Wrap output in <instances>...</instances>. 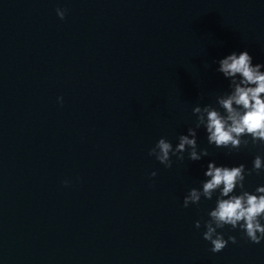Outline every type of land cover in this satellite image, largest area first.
I'll return each mask as SVG.
<instances>
[{
  "label": "water",
  "instance_id": "1",
  "mask_svg": "<svg viewBox=\"0 0 264 264\" xmlns=\"http://www.w3.org/2000/svg\"><path fill=\"white\" fill-rule=\"evenodd\" d=\"M244 50L264 64V0H0V264H264L230 226L209 250L215 195L183 207L210 161L251 168L264 147L227 155L202 127L209 156L148 155L229 91L217 61Z\"/></svg>",
  "mask_w": 264,
  "mask_h": 264
},
{
  "label": "clouds",
  "instance_id": "2",
  "mask_svg": "<svg viewBox=\"0 0 264 264\" xmlns=\"http://www.w3.org/2000/svg\"><path fill=\"white\" fill-rule=\"evenodd\" d=\"M57 16L63 20L66 9L57 8ZM253 58L247 50L233 52L217 61V72L229 81V91L216 96V104H197L192 109L196 117L194 126L187 128V134L178 137L173 144L161 137L149 150L148 155L165 168L173 166L172 157L184 161L185 153L190 161H199L210 155L207 147L198 145V130L202 127L207 134V143L216 148L227 149V155L239 152L251 146L264 147V64H253ZM63 103V97H58ZM200 99H204L201 92ZM264 173V155L257 154L252 167L244 163L238 166H217L210 161L204 172L205 179L201 187L191 188L183 198V207L199 205L201 199L212 200L215 195V207L208 211V219L203 221V239L211 245L212 253L221 252L229 242L237 243L233 235L218 231L230 226L239 229L244 237L254 244L264 241V185L250 192L245 188L246 177ZM155 171L150 173L155 177ZM70 182L64 181L65 186ZM237 190H239L237 192ZM195 227L201 228V220L195 221Z\"/></svg>",
  "mask_w": 264,
  "mask_h": 264
}]
</instances>
